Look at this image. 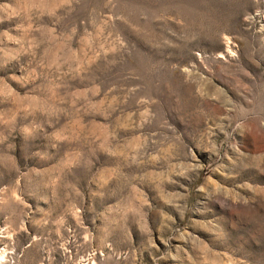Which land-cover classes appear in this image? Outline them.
I'll list each match as a JSON object with an SVG mask.
<instances>
[{
  "label": "rangeland",
  "instance_id": "374dc122",
  "mask_svg": "<svg viewBox=\"0 0 264 264\" xmlns=\"http://www.w3.org/2000/svg\"><path fill=\"white\" fill-rule=\"evenodd\" d=\"M0 264H264V0H0Z\"/></svg>",
  "mask_w": 264,
  "mask_h": 264
},
{
  "label": "bare ground",
  "instance_id": "6f19581e",
  "mask_svg": "<svg viewBox=\"0 0 264 264\" xmlns=\"http://www.w3.org/2000/svg\"><path fill=\"white\" fill-rule=\"evenodd\" d=\"M2 257H3V256H0V261H1Z\"/></svg>",
  "mask_w": 264,
  "mask_h": 264
}]
</instances>
